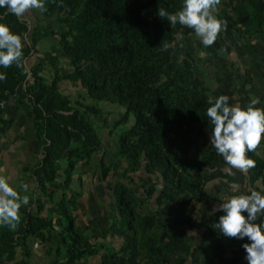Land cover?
Returning a JSON list of instances; mask_svg holds the SVG:
<instances>
[{
    "label": "trees",
    "instance_id": "obj_1",
    "mask_svg": "<svg viewBox=\"0 0 264 264\" xmlns=\"http://www.w3.org/2000/svg\"><path fill=\"white\" fill-rule=\"evenodd\" d=\"M160 7L177 10L173 0H44V11L30 9V15L21 17L0 8V23L19 34L23 45L19 66L0 68L5 73L0 81V142L13 122L11 105L26 107L38 156L30 172L35 210L22 205L14 229L0 226L3 264H28L27 236L52 242L57 264H75L97 253L75 224L81 176L90 167H96L98 182L112 189L116 215L109 232L124 241L118 254L107 252L99 264H140L142 251L145 264H185L190 244L183 228L198 226L205 229L201 250L208 248L211 260L246 264L241 248L246 241L223 237L215 228L222 213L199 224L191 218L206 184L231 177L215 172L224 162L208 143L211 124L204 113L213 96L185 44L192 32L169 25L157 15ZM35 12L59 28L40 30ZM213 14L223 27L212 45L225 55L235 40L256 37L264 42L261 0H229L228 7L219 3ZM43 43L48 51L40 58L37 45ZM57 53L67 66L58 63ZM101 102L111 109H101ZM117 115L112 122L107 119ZM260 150L262 139L246 152L255 161L248 184L258 191L255 181H264ZM143 196L147 204L153 202V211L142 207ZM54 203L57 217H44L45 205ZM18 247L22 259L15 261Z\"/></svg>",
    "mask_w": 264,
    "mask_h": 264
},
{
    "label": "crops",
    "instance_id": "obj_2",
    "mask_svg": "<svg viewBox=\"0 0 264 264\" xmlns=\"http://www.w3.org/2000/svg\"><path fill=\"white\" fill-rule=\"evenodd\" d=\"M229 0H220L222 9L228 7ZM236 4V3H235ZM264 8V0H261ZM245 38V39H244ZM230 46L229 55H225L217 46L210 45L204 47L198 37L193 33L185 44L190 52L194 53L195 63L199 66L200 73L206 82L207 88L213 97L221 94L229 96V104H239L242 108L247 107L251 99H257L258 103L254 107L264 109V42L256 37H244ZM203 53V55H201ZM116 110V109H113ZM12 125L11 128L1 140L0 144V176L6 177L10 186L21 196L28 197L29 206L27 211L35 210L30 197L33 196L35 187V178L31 176V169L38 161L37 140L34 136L31 114L26 107L11 105ZM119 115V114H118ZM107 116L111 122L118 117ZM104 135H106L104 133ZM264 140V137H262ZM107 145H111L110 138L105 140ZM261 159H264V150L258 152ZM224 164H217L215 172L230 176L231 181L224 177H218L209 181L205 186L204 198L193 204L192 220L199 224L211 217L213 206L218 204L221 198H226L232 194L228 185L231 182L238 183L241 191L248 189L256 190L248 184L250 169L247 173H240L239 170H232L229 173ZM96 167H90L85 170L82 177L81 200L78 204L75 224L80 227L84 233L91 238L94 245L97 246L96 254L86 256L75 264H99L101 257L107 252L118 254L123 248V238L110 233L115 217V205L111 188L98 182ZM117 174H114L113 180H117ZM255 186L259 190H264V181L256 180ZM80 188L74 185L73 189ZM139 188V187H137ZM143 208L146 211H153V202L147 204L146 197L143 196ZM44 217H57V203L45 205L42 212ZM117 217V216H116ZM168 224V221H164ZM170 227V225H169ZM190 244V254L187 255L185 264H217L212 259V253L207 248L204 252L201 245L204 241L205 229L198 227H184ZM192 231L194 234L188 233ZM25 245L29 251L28 264H57L52 254V242H39L33 236H27ZM239 246H236L234 253L238 254ZM182 254V253H180ZM144 252L140 253L137 261L145 264L146 258H143ZM22 259V249L16 250L15 261ZM0 264H3L0 261Z\"/></svg>",
    "mask_w": 264,
    "mask_h": 264
},
{
    "label": "clouds",
    "instance_id": "obj_3",
    "mask_svg": "<svg viewBox=\"0 0 264 264\" xmlns=\"http://www.w3.org/2000/svg\"><path fill=\"white\" fill-rule=\"evenodd\" d=\"M219 3L220 0H182L176 11L160 7L157 15L165 18L169 25L179 24L190 29L200 43L208 47L223 27V21L213 14ZM0 8L21 17L30 9L44 11V0H0ZM22 48L20 35L0 23V68L13 63L19 66ZM4 79L5 73L0 71V81ZM229 99L221 94L206 101L209 106L204 114L211 124L208 143L222 157L229 173L235 169L243 174L255 167V161L246 152L253 151L264 137V109L254 107L257 99H251L244 108L229 104ZM240 188L238 183L231 182L228 189L232 194L213 206V213H222L215 228L223 237L246 241L241 243L246 264H264V190L241 191ZM27 203L28 197L21 196L6 177L0 176V226L14 229L19 222V210ZM189 234L195 235L192 231Z\"/></svg>",
    "mask_w": 264,
    "mask_h": 264
},
{
    "label": "rangeland",
    "instance_id": "obj_4",
    "mask_svg": "<svg viewBox=\"0 0 264 264\" xmlns=\"http://www.w3.org/2000/svg\"><path fill=\"white\" fill-rule=\"evenodd\" d=\"M173 2H174V5H175V8L176 9H179L180 8V6H181V3H182V0H173ZM25 13H27L28 15H30V13H29V11L27 10ZM26 14V15H27ZM35 14V16L37 17V26H38V28L40 29V30H42L43 28H46V27H48V28H50V29H57V28H59V27H55L53 24H52V22H51V20H49V19H47V18H44V19H42L40 16H39V14L37 13V12H35L34 13ZM49 43H55L53 40H49ZM37 48L39 49V54H38V56L41 58V57H44L45 56V52H47L48 51V43H43V44H38L37 45ZM57 55H58V57L60 58V60L61 61H59L58 63L60 64V65H62L63 67H64V65L65 66H67V62H65L64 60V57L62 56V54H60V53H57ZM46 56H49V54L47 55L46 54ZM66 63V64H65ZM72 92H73V90H72ZM99 106H100V108L102 109V108H104V110L106 109V110H110L111 109V106L109 105V104H107V103H104V102H101V103H99ZM102 133H103V131H101ZM116 178H119V177H116Z\"/></svg>",
    "mask_w": 264,
    "mask_h": 264
}]
</instances>
